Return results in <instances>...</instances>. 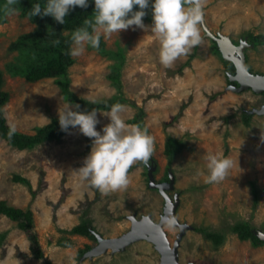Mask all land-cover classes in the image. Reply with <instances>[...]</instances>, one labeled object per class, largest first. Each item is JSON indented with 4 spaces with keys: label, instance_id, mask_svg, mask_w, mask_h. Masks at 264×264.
I'll return each instance as SVG.
<instances>
[{
    "label": "rangeland",
    "instance_id": "rangeland-1",
    "mask_svg": "<svg viewBox=\"0 0 264 264\" xmlns=\"http://www.w3.org/2000/svg\"><path fill=\"white\" fill-rule=\"evenodd\" d=\"M148 8L143 21L150 26ZM2 17L1 89L9 95L4 116L16 131L33 134L69 100L59 76L32 82L14 71L38 63L47 48L42 36L68 51L73 31L85 21L70 28L40 15L38 27L19 9ZM201 37L168 68L159 62L160 44L150 28L135 26L107 40L102 36L99 49L86 46L82 56H70L67 77L75 96L101 101L122 94L120 115L130 125L142 108V128L155 140L153 157L148 166H132L126 189L102 194L82 187L74 172L92 146L78 128L32 149L10 147L0 138V200L30 209L42 250V257H34L28 233L0 214V264H160L152 241L137 238L118 248L102 242L122 239L140 220L156 224L164 217L175 220L171 227L163 223L162 231L170 248L180 236L179 264H264V88L239 79L264 76V0H204ZM117 71L120 89L113 79ZM109 110H97V130L110 122L102 114ZM168 139L178 142L170 157ZM209 154L235 162L221 182H205ZM13 175L26 177L34 195ZM81 222L92 227L94 238L70 233ZM238 222L248 223L262 243L240 240L231 230ZM200 229L220 235L221 243Z\"/></svg>",
    "mask_w": 264,
    "mask_h": 264
},
{
    "label": "clouds",
    "instance_id": "clouds-1",
    "mask_svg": "<svg viewBox=\"0 0 264 264\" xmlns=\"http://www.w3.org/2000/svg\"><path fill=\"white\" fill-rule=\"evenodd\" d=\"M95 15L92 20L85 21V27L77 28L71 36L72 44L68 54L80 57L86 46L99 49L101 37L109 39L113 33L127 30L133 26L150 31L158 39L159 62L165 68L171 67L180 57L190 54L191 50L201 43V30L204 20V0H93ZM151 2L153 23L145 25L143 17L145 9ZM19 0H6L3 11L5 15L18 13L16 5ZM89 0H46L42 8L36 3L30 16H51L60 24L70 9L79 6L86 8ZM138 6L139 10H133ZM59 44V40L53 41ZM96 103L95 100L91 101ZM264 107V106H262ZM79 104L69 101L59 109V125L62 131L69 132L78 128L84 136L91 138L92 146L84 158L83 165L74 170L79 183L86 189H95L102 194L126 189L129 184V170L133 165L141 163L149 165L155 150V140L146 128L138 124H128L121 117L125 105L115 103L106 115L110 122L97 130L100 120L97 110L79 111ZM76 109V110H73ZM16 132L14 124L9 125L8 136ZM208 174L206 183L223 181L235 167L229 157L219 154L207 156ZM163 222L169 227L175 224L172 218L164 217Z\"/></svg>",
    "mask_w": 264,
    "mask_h": 264
},
{
    "label": "trees",
    "instance_id": "trees-1",
    "mask_svg": "<svg viewBox=\"0 0 264 264\" xmlns=\"http://www.w3.org/2000/svg\"><path fill=\"white\" fill-rule=\"evenodd\" d=\"M6 0H0V22L3 21V15L5 14L3 11V6ZM40 3L41 7L45 6L46 0H20L19 4L16 7L22 11L23 14L29 15L32 7L36 4ZM151 7V2L149 4V8ZM148 8V9H149ZM133 10H139L138 6H134ZM94 2L93 0H89V4L86 8H81L76 6L70 9L68 13V18L65 19L64 24H60V26H67L70 28L80 27L84 21L89 20L94 17ZM30 19L34 21L38 27H40V15H36V17L30 16ZM40 35V33H39ZM45 41L46 50L41 52V58L38 63L35 65L26 66L27 68H17L14 72L21 73L26 80L28 81H37L44 77L51 76H59L58 84L61 87V93L65 100H69L73 104H79V111H91L92 109H106L110 108L115 103H121V101H126L123 98V95L120 94L117 97L111 98L109 100H101L96 101V103H92L91 100L87 98L77 97L73 94V92L69 89V80L67 77V66L71 62L70 55L66 50H60L57 46L53 44L48 45L47 41H50L52 37L42 36ZM65 45V41H64ZM100 48V46H99ZM121 57V54H117ZM114 82L118 85V89H120V81L118 71L114 73L113 76ZM2 77L0 72V138L3 139L7 145L17 149H32L36 145L42 144L46 141L51 140H60L62 136L66 133L61 130L59 125V116H52L50 121L44 125L38 126L35 129L33 134H26L23 132L16 131L15 134L9 138V124L6 121L4 116V110L2 106L8 100V93L1 89ZM76 110V109H73ZM143 111L142 108H137V113L135 116L130 119V123L138 124L141 127L145 125L142 122ZM71 128V127H70ZM175 147H178V142L173 139H168L165 144V153L171 156ZM12 180L16 182H20L26 185L29 188L31 195H34V192L31 187L30 181L21 175H13ZM254 200H257L258 193L255 189H252ZM0 214L5 215L10 220L17 221V225L28 233V237L30 239V250L33 253L34 257L40 258L42 257V250L38 244V239L36 235L32 231V213L30 209H21L19 207H15L13 205L8 204L4 200H0ZM91 226L85 222H81L75 226H73L69 231L70 233L80 234L87 238H94L91 234ZM204 235L212 239L215 244L221 243L222 237L218 236L213 232H209L206 229H200ZM231 230L233 233H236L240 240L251 239V242L254 246L260 245L262 241L253 233L252 227L246 222H238L232 225ZM4 238V234H0V244L2 239ZM89 246H86L88 249ZM82 251V250H80ZM79 251V252H80Z\"/></svg>",
    "mask_w": 264,
    "mask_h": 264
},
{
    "label": "water",
    "instance_id": "water-1",
    "mask_svg": "<svg viewBox=\"0 0 264 264\" xmlns=\"http://www.w3.org/2000/svg\"><path fill=\"white\" fill-rule=\"evenodd\" d=\"M242 66V64H241ZM242 68V67H241ZM243 69V68H242ZM241 72H243L241 70ZM254 79H261L262 81H264V76H255L252 77ZM245 86L248 85H252V84H243ZM262 87H259L258 89H261ZM170 200V199H168ZM163 221H160L156 224H151V222L146 219V220H140L139 222H136L135 227L136 229L134 231H136L138 233V235L136 237H132V238H127L126 240H123L119 243L116 244V248L123 246L124 244H126L127 242L137 239V238H141L142 233H144L143 235L146 234H150V230L154 232V239L155 242L158 244L157 248L160 251L161 254V263L160 264H179L178 262V255H177V247L179 245V240H180V236L177 237V239L175 240L173 247L170 248V244L167 241L163 231H162V225H163ZM132 231V232H134ZM131 232V233H132ZM121 240V239H120ZM113 241H119V240H113ZM105 245H103L104 247ZM161 249V250H160ZM171 250V251H170ZM94 250L88 251L85 255H89L92 254Z\"/></svg>",
    "mask_w": 264,
    "mask_h": 264
},
{
    "label": "bare ground",
    "instance_id": "bare-ground-1",
    "mask_svg": "<svg viewBox=\"0 0 264 264\" xmlns=\"http://www.w3.org/2000/svg\"><path fill=\"white\" fill-rule=\"evenodd\" d=\"M227 51V50H226ZM241 82H243L244 84H252L253 86H255L257 89L259 87H262L264 88V81H262L261 79H254V78H249V79H244L243 77H240L239 78ZM168 210V207L167 209ZM163 214V213H162ZM150 234H146V235H143L144 233H142V236L141 238H144L148 241H152L154 244H156V247H157V243L155 242V237H154V232L150 230L149 232ZM138 235V233L136 231L132 232V233H129L127 234L125 237H123L121 240H119L117 243L123 241V240H126L127 238H132V237H136ZM103 244L102 245H107V246H112V247H115L116 246V242H114L113 240L111 241H104L102 242ZM159 248V247H158ZM157 248V250L159 251V249ZM161 250V249H160ZM171 251V250H170ZM160 252V251H159Z\"/></svg>",
    "mask_w": 264,
    "mask_h": 264
}]
</instances>
